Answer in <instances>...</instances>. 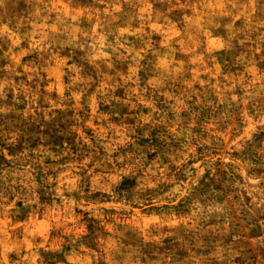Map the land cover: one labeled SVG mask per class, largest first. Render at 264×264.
<instances>
[{
    "label": "rangeland",
    "instance_id": "1",
    "mask_svg": "<svg viewBox=\"0 0 264 264\" xmlns=\"http://www.w3.org/2000/svg\"><path fill=\"white\" fill-rule=\"evenodd\" d=\"M0 264H264V0H4Z\"/></svg>",
    "mask_w": 264,
    "mask_h": 264
},
{
    "label": "clouds",
    "instance_id": "2",
    "mask_svg": "<svg viewBox=\"0 0 264 264\" xmlns=\"http://www.w3.org/2000/svg\"><path fill=\"white\" fill-rule=\"evenodd\" d=\"M3 3H4V0H0V5H3ZM218 6L223 7V5H218ZM233 6L235 7V5H233ZM209 7H210V5H209ZM252 8H253V11H255L254 6ZM225 14H227V13H225ZM5 30H7V29H5Z\"/></svg>",
    "mask_w": 264,
    "mask_h": 264
}]
</instances>
